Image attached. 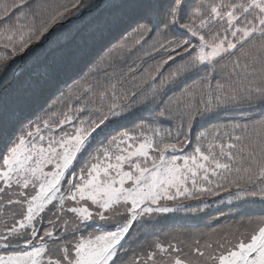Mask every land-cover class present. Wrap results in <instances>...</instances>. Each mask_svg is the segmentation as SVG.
Returning <instances> with one entry per match:
<instances>
[{
  "label": "snow or ice",
  "instance_id": "6c2138e0",
  "mask_svg": "<svg viewBox=\"0 0 264 264\" xmlns=\"http://www.w3.org/2000/svg\"><path fill=\"white\" fill-rule=\"evenodd\" d=\"M0 47V264H264V215L122 259L156 217L264 205V0H0Z\"/></svg>",
  "mask_w": 264,
  "mask_h": 264
},
{
  "label": "trees",
  "instance_id": "16d2710c",
  "mask_svg": "<svg viewBox=\"0 0 264 264\" xmlns=\"http://www.w3.org/2000/svg\"><path fill=\"white\" fill-rule=\"evenodd\" d=\"M65 2V0H56V3H62Z\"/></svg>",
  "mask_w": 264,
  "mask_h": 264
}]
</instances>
